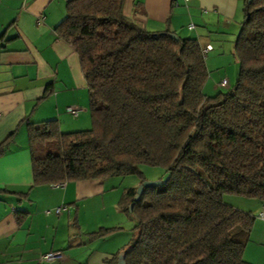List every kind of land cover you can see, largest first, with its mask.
Listing matches in <instances>:
<instances>
[{"label":"trees","instance_id":"1","mask_svg":"<svg viewBox=\"0 0 264 264\" xmlns=\"http://www.w3.org/2000/svg\"><path fill=\"white\" fill-rule=\"evenodd\" d=\"M123 1L65 4L54 30L78 56L90 127L63 133L56 120L26 123L32 186L126 175L140 184L141 165L160 168L169 178L144 188L131 212L136 187L122 194L132 236L104 263L122 253L125 264H251L243 251L254 216L222 196L264 203V0H244L235 83L211 96L197 39L147 31L123 15Z\"/></svg>","mask_w":264,"mask_h":264},{"label":"crops","instance_id":"2","mask_svg":"<svg viewBox=\"0 0 264 264\" xmlns=\"http://www.w3.org/2000/svg\"><path fill=\"white\" fill-rule=\"evenodd\" d=\"M67 1L0 0V143L12 134L0 156V264H105L127 244L126 238L114 237L127 234L124 221L133 218L119 203L122 194L107 188L108 178L67 182L63 187L32 186L26 123L56 120L63 133L90 127L88 91L78 56L54 30ZM243 3L124 0L122 13L147 31L196 38L205 55L214 51L212 42L233 52ZM206 45L211 50L205 52ZM67 106H79L81 111L73 117L66 113ZM61 205L67 209L60 215L51 213ZM231 205L254 216L243 259L264 264V219L255 217L264 212V203L246 198ZM100 213L105 220L96 218ZM101 228L120 230L88 238ZM47 252L62 257L39 263V256Z\"/></svg>","mask_w":264,"mask_h":264},{"label":"rangeland","instance_id":"3","mask_svg":"<svg viewBox=\"0 0 264 264\" xmlns=\"http://www.w3.org/2000/svg\"><path fill=\"white\" fill-rule=\"evenodd\" d=\"M186 37L189 36L187 35ZM212 44L214 46V51L210 54H205V64L209 71V76L204 84L203 93L208 96L214 95L218 91H226L227 88H217L215 85L223 78L227 80L229 86L233 85L238 71L237 61L233 52H231L226 45H224L223 48H220L215 42H212ZM139 169L142 171L145 180L155 181L163 179L164 171L160 168L141 165ZM108 180L109 181L106 183L107 188H111V186L114 187L116 194H123L128 188L137 187L139 182V178L136 175L116 176L108 178ZM222 200L231 205L232 203L239 204V202L245 201L246 198L233 194H224ZM103 215L104 214L101 213L97 214L96 218H98V220H105V216ZM85 218L88 219L89 216L87 215ZM133 224V219L130 221H124L123 226L127 234L124 233L122 235H117L114 238L118 239L124 237L127 239L126 243H128L132 236L130 229ZM87 236L90 238V233Z\"/></svg>","mask_w":264,"mask_h":264},{"label":"built area","instance_id":"4","mask_svg":"<svg viewBox=\"0 0 264 264\" xmlns=\"http://www.w3.org/2000/svg\"><path fill=\"white\" fill-rule=\"evenodd\" d=\"M191 28V26L189 27V29ZM208 50H211V46L210 45H206L205 46V52L208 51ZM217 86L218 87H221V88H229L228 86V83H227V80L226 79H221L218 83H217ZM65 111L66 113H68L69 115L75 117L78 115V113L81 111V107L79 106H67L65 108ZM52 187H63L64 184H53L51 185ZM67 209V206L66 205H61V206H58L56 208H54L52 210L51 213L55 214V215H60L63 211H65ZM46 214H49L50 211L49 210H46L45 211ZM255 217L257 218H260V219H264V212H258ZM62 255L61 253L59 252H47V253H44L42 255L39 256L38 258V262L39 263H50V262H53L55 260H59L61 259Z\"/></svg>","mask_w":264,"mask_h":264},{"label":"water","instance_id":"5","mask_svg":"<svg viewBox=\"0 0 264 264\" xmlns=\"http://www.w3.org/2000/svg\"><path fill=\"white\" fill-rule=\"evenodd\" d=\"M250 1L251 0H247V3H249ZM247 17H246V19H247ZM170 36L177 39V36H175L174 34H171ZM168 178H169V174H167L161 180H155V181L144 180L140 184H138V186L136 187V190H135V195L133 197V200H132V202L128 206V211L131 212L132 207H133V204L139 200L140 195H141V193H142V191H143L144 188H146V187L161 186V185H163L167 181ZM116 264H125L122 253H120L118 255V257H117V263Z\"/></svg>","mask_w":264,"mask_h":264}]
</instances>
